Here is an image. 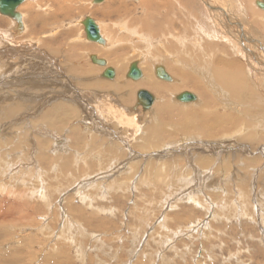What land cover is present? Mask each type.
Here are the masks:
<instances>
[{
    "label": "rangeland",
    "instance_id": "obj_1",
    "mask_svg": "<svg viewBox=\"0 0 264 264\" xmlns=\"http://www.w3.org/2000/svg\"><path fill=\"white\" fill-rule=\"evenodd\" d=\"M119 1L28 0L17 9L22 26L0 14V264H264V129H242L256 121L220 100L206 108L210 92L192 85L175 92L171 83L166 100L148 89L178 109L174 116L157 106L151 119L134 110L139 81L128 69L138 62L147 74L158 39L145 3L121 0L132 9L124 14L113 12ZM241 1L247 8L256 0ZM87 17L106 43L87 40ZM136 21L139 33L123 39L116 28ZM262 22L252 25L259 36ZM106 68L114 79L103 77ZM181 92L200 99L188 107L178 102ZM118 98L133 105L129 120Z\"/></svg>",
    "mask_w": 264,
    "mask_h": 264
},
{
    "label": "bare ground",
    "instance_id": "obj_2",
    "mask_svg": "<svg viewBox=\"0 0 264 264\" xmlns=\"http://www.w3.org/2000/svg\"><path fill=\"white\" fill-rule=\"evenodd\" d=\"M27 1H25V3H27ZM132 1H137V0H132ZM259 2L264 3V0L261 1L256 0L254 3H256L258 7H260L258 5ZM107 3H106V7H109L112 4V3H108L110 5H107ZM138 3L140 4L145 3L147 11L151 14V17L153 15L155 22V30L151 27V21L148 22V25L153 31H155L153 37L158 39L157 41L158 46H156L155 53H150L151 51L149 52L150 56L153 58V60L155 59L156 63L153 64V63H149L148 61L149 64L146 65L147 74L145 72L143 73L141 67L138 65V67L142 71V78L138 80L139 85L135 87V89L137 88L135 94L137 96V99H138V93L141 90H147V91L151 90L152 92L155 91L157 95L149 91L150 93H152L155 99L153 105L149 109H144L143 104H141L139 100L138 102H136L134 108L133 107L132 108L134 110H138V107L140 106L143 110H145V112L149 111L148 112L150 113L149 119L154 118V115L158 110L160 112V115L162 113L167 116H171V114L174 116V113L177 112L176 110L178 109L175 108L176 110H173L172 105L169 104L168 102H164V104H162L163 103L162 101H156L157 99L156 96L157 97L165 96L164 99L168 96H173L174 94H171L172 92H170L172 89L167 88L169 87L168 85H171V83H173L172 85L175 92L177 91L176 89L179 90L180 88H184L192 85L196 89L203 88V93H207V91L210 92L208 93L209 94L208 101H205L203 99V104L206 108L208 107L214 108L216 105V100H220L223 109H227L230 111L236 110L238 113L242 114L243 117L246 116L250 120L254 119L256 121L254 123L249 122L250 124L249 123L246 124V122L245 123L243 122L242 123L243 125L241 126L242 129L247 127L248 130H250L249 128H251V132L260 131L259 130L260 128L264 129V36H259L258 35L259 32H257L256 29L257 27L255 28L252 26L254 24L261 23L262 19H264V11L258 10L254 6V3L252 2L247 3V8H248L247 9L246 7H244L241 0H238L237 6L234 7L232 6L231 0H224L223 5L227 6V9L222 8L220 4L215 6V2H213L212 0H139ZM122 5L123 2L120 0L117 3L116 11L119 10L124 11L125 10L123 8L124 5L123 6ZM126 6H130V5H126ZM134 8L136 9V7ZM231 8H234L233 18H231L230 16ZM128 10L129 9L125 10L126 12H124V14H127ZM218 10H220V12ZM116 11L114 10L113 12ZM202 13H204L203 15L205 16L204 21L201 20L202 19L201 16H203ZM185 14L191 15L192 16L191 19L196 18L194 19L195 23L198 22L197 25L199 26L195 25V23L193 22L194 20H191L193 22L191 24L190 23L191 21L189 22L185 18ZM199 16L200 18H198ZM137 22L138 21L133 22L134 24H131V27L129 24H127L129 25L127 27L125 25L118 26L116 30L118 32L126 34V37H123V39H126L129 35H133V34L137 35V33H139V27H140V22L138 23ZM186 22L188 23L187 25L188 28H186ZM262 23L263 24L261 25L264 28V22ZM192 25L194 26V30L192 28ZM190 28H192L193 31H197V33L200 34L201 37L199 35L196 38H191L192 32L190 31L191 30ZM34 31L39 33L38 30H34ZM229 31H231L230 36L228 34ZM262 31L264 32V29ZM150 32L153 33L152 31ZM234 32H236L237 34ZM171 35L175 37H183V39L187 43L184 44L180 41V39H178V44H176L170 40L169 37ZM239 37L242 40H240ZM119 39L120 41L123 40L121 38H118L117 36L114 37L116 43L119 41ZM104 42L106 43L105 40ZM134 43H136V41ZM4 46L11 47L9 43L7 44V42ZM137 47L141 48V46L138 45L135 48ZM120 48L119 50H121ZM261 49H262V53L260 56H258L257 54ZM3 53L4 51L0 50V55H3ZM112 54L114 55V53ZM166 58H168V60H170L171 62L165 61ZM125 59L123 61H120L119 67H123L124 65L123 63L126 62ZM166 63H168L170 71L164 66V64ZM151 64L153 65L151 66ZM159 68H163V70L167 73V75L170 76V80L167 81L166 85L161 84L163 86L157 84L159 78L156 75V71ZM92 70L94 71V68H92ZM189 70H191L192 72L191 71L188 72ZM121 72L123 71L121 70ZM115 75H116V71H115ZM145 77L146 80H143ZM192 80H194V82H192ZM159 83H163V82L160 81ZM194 83L197 85H195ZM54 84H55L54 86L57 85L59 87L58 84L56 83ZM138 87H142V88L139 89ZM133 93L134 92H132L130 89V98L133 96ZM182 93L185 92H181L179 94L177 93L176 95L178 102H181L179 100V95ZM190 94H192L195 98L194 100H191L192 102L191 101H188L187 103L181 102L187 105L188 107L190 103H195L200 99L198 94L196 93L193 94V92ZM122 100L123 99L121 100L119 99L117 103L123 104L124 101ZM156 103L157 105H155ZM129 106H133V105L128 104L126 106V104L125 105L123 104L121 106L122 109H120V112L127 111V109H129L128 108ZM156 106L158 110H155ZM179 111L181 112V110ZM202 112L203 109L201 110L192 109V112L190 114L193 117L195 118L199 117L202 120L211 118L210 115H203ZM125 114H126L125 116L126 119L129 120L130 117H128L129 116L128 113L125 112ZM180 115L181 117L184 116L183 113H181ZM216 116L217 115L215 114V117ZM230 122H231V118H230ZM167 127L168 126H166L165 129H167ZM160 128H164V127L160 126ZM213 128L210 127V130L212 131L208 129L212 135L215 134L214 132L215 128L214 130ZM244 133L247 134V132ZM252 135L253 133L250 135V137L247 136L246 137L250 138L249 140H252L251 139V137H253ZM258 140L260 142V139ZM207 143L206 145H209L211 142L209 144ZM212 144L214 145V143ZM196 160H200V159L196 158Z\"/></svg>",
    "mask_w": 264,
    "mask_h": 264
},
{
    "label": "water",
    "instance_id": "obj_3",
    "mask_svg": "<svg viewBox=\"0 0 264 264\" xmlns=\"http://www.w3.org/2000/svg\"><path fill=\"white\" fill-rule=\"evenodd\" d=\"M27 0H0V14L6 17H9L11 19L16 20L20 26H22V16L18 13V8ZM105 0H94V4H100ZM258 5L264 9V3H258ZM82 25L84 27V31L86 34V38L88 41L98 43V44H103L104 40L101 37L100 29L98 24L95 22L94 19L91 17L85 18V20L82 22ZM91 60L93 63L101 66V67H106L107 63L106 60L104 59H98L96 56H92ZM115 71L113 68H106L103 77L107 79H114L115 78ZM157 76L159 78H162L163 80H170V77L167 75V73L163 70V68H159L157 71ZM127 77L134 80L138 81L139 79L142 78V71L138 67V62H133L130 65L129 72L127 74ZM194 96L190 94L189 92H185L179 95V100L181 102H188L191 100H194ZM138 100L141 104H143L144 109H149L155 99L152 93H150L147 90H141L138 93ZM139 103V104H140Z\"/></svg>",
    "mask_w": 264,
    "mask_h": 264
},
{
    "label": "crops",
    "instance_id": "obj_4",
    "mask_svg": "<svg viewBox=\"0 0 264 264\" xmlns=\"http://www.w3.org/2000/svg\"><path fill=\"white\" fill-rule=\"evenodd\" d=\"M115 8V7H114ZM115 11H116V9H115ZM117 12V11H116ZM110 13H112V12H110ZM100 29V28H99ZM102 31L100 30V33H101ZM101 37H102V35H101ZM103 38V37H102Z\"/></svg>",
    "mask_w": 264,
    "mask_h": 264
}]
</instances>
